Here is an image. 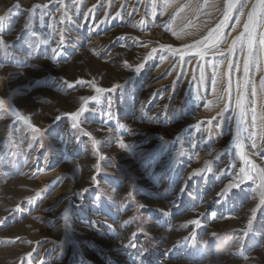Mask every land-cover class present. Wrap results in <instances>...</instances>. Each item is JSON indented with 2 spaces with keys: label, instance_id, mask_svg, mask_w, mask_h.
Returning <instances> with one entry per match:
<instances>
[{
  "label": "rangeland",
  "instance_id": "rangeland-1",
  "mask_svg": "<svg viewBox=\"0 0 264 264\" xmlns=\"http://www.w3.org/2000/svg\"><path fill=\"white\" fill-rule=\"evenodd\" d=\"M156 5L153 15L152 0H79L78 7L76 0H0V15L7 16L0 34L9 45L7 56L0 53V97L41 130L33 132L0 109V264H264L259 179L217 196L245 167L232 145L234 102L218 116L228 99L221 96L225 81L218 76L215 93L206 81L200 99L191 100L186 93L195 94L192 75L199 78L197 62L204 61L195 49L182 62L159 47L181 48L206 36L223 18L217 11L221 0ZM63 12L72 20L62 21ZM245 20H229L221 51L243 31ZM61 35L64 43L58 45ZM53 49L57 62L50 59ZM139 63L145 67L137 74ZM205 74L211 76L210 66ZM239 74L232 72L233 89ZM62 78L95 79L105 89L118 85L80 118L100 142L103 160L88 137L80 134L75 142L78 134L68 119H56L75 110L81 95L93 94L90 87L67 89ZM166 78L168 83L150 87ZM121 137L125 148L117 147ZM243 144L248 167L264 169L259 134L255 148L247 139ZM206 162L212 171L199 172ZM254 208L252 232L241 246ZM193 219L200 225H190ZM138 229L143 231L133 237ZM197 230L193 240L184 239Z\"/></svg>",
  "mask_w": 264,
  "mask_h": 264
},
{
  "label": "snow or ice",
  "instance_id": "snow-or-ice-1",
  "mask_svg": "<svg viewBox=\"0 0 264 264\" xmlns=\"http://www.w3.org/2000/svg\"><path fill=\"white\" fill-rule=\"evenodd\" d=\"M58 2L63 3V0H58ZM76 5L78 7L79 0H76ZM207 5L208 0H205V6ZM156 6V0H152L153 15H155ZM15 7L19 8V5L17 4ZM40 7L42 6L35 5L34 9ZM245 9H247L246 12ZM181 10L182 8L178 11ZM91 11L92 10L90 9L89 13L87 14H90ZM197 11H199V7L197 8ZM217 11H222L223 18L220 19L215 28L209 30L206 36L199 40H195L191 44H185L181 48H173L171 45L166 44H161L159 47L160 49L168 51L172 56H179L180 61L182 62H187L185 57L191 59L193 53H191L190 50L195 49L194 55L204 61L202 66L199 61L197 62L199 78H197L195 73L192 75V81H195L197 87L195 94L191 92L186 93V95H188L191 100L196 101L200 99V88L205 87L206 81H211L213 93L217 91L216 85L218 76L220 79L225 81V87L221 92V96L226 95L228 99L223 104V107H221L218 116H223V113L232 107V102H234L235 134L232 137V145L235 147L240 159L244 161L245 167L240 169V175L237 182L227 185L224 189L217 193V196L219 197L227 195L229 190L239 187L244 180L255 181L256 179H259L260 184L258 190H260L261 202L264 203V169L257 170L254 164L251 168H249L248 165L251 164V161H248L246 158V153L242 152L244 140L247 139L251 141L253 148L256 147L257 134H259L260 140L264 141V30H262L264 29V0H221V5L217 7ZM10 12L11 10H9V13ZM234 13H238L239 15H234ZM145 15H147V11L145 12ZM245 16L246 20L243 25V31H241L232 39L227 49L221 51L220 49L222 46V40L226 39V37L222 35V31L226 27H229V20L236 19L239 22V20ZM6 18V15H0V21H4ZM65 19L71 21L72 17L69 16L67 12H63L62 21ZM27 27L28 25L25 24V28ZM49 28H52L53 32L56 31L52 25H49ZM62 31L63 30H61V32ZM173 34L179 36V33L173 32ZM33 35L35 36L36 33L33 32ZM47 42L48 41H44V43ZM63 43L64 36L61 35L58 45ZM8 46L9 45L3 39L2 34H0V53H3L5 56H7ZM156 51L157 49L153 48L145 55L143 60L147 61ZM58 55L59 54L57 53L56 49H53V55L50 57V59L54 62H57ZM208 56H211L212 59H205ZM225 60H227V71H225L223 68ZM124 66L127 68H132V65H130L127 61H124ZM209 66L212 68V74L210 77L206 76L205 74L206 69ZM0 67H3L2 63H0ZM144 67V63L137 64L134 68L135 73H140ZM233 71L240 73L236 78L234 89L231 79ZM255 73H260L258 80L255 77ZM180 74L182 73H178V75ZM62 82L67 89H73L77 87H90L92 89L93 94L81 95L79 97V105L75 108V110L65 112L63 115L58 114L56 119H68L70 122L69 127L78 134V136L73 138L75 142L79 143L80 134L88 137L91 140L92 150L97 153L99 160H103V154L99 153L98 146L100 142L96 140L92 133L87 132L82 128V122L80 118L88 110L92 102L98 101L103 93L111 92L113 89L117 88L118 85L114 84L111 88L105 89L100 87L95 79L84 80L81 78H77L73 81H68L67 79L62 78ZM219 98L220 97H217V99ZM165 107L167 108L169 106ZM0 109H6L7 111L11 112L12 115L30 127L33 132L41 131L39 128L32 125L29 118L23 115L19 109L9 105L3 97H0ZM141 111H143V107L141 108ZM107 115L110 117L111 113L109 112ZM120 127L124 128L125 126L121 125ZM109 131H111V129H109ZM116 143L117 147H127L122 137L117 139ZM99 160L94 166L96 172L100 171ZM208 163L209 162H206V169H200L198 171L203 172L206 170L207 172H211V167H207ZM189 179H191V177ZM91 181L92 183H96L97 175H92ZM185 188L186 186L182 187V191ZM86 190L87 189L84 188L82 189V192ZM126 197L128 199H134L131 191L126 192ZM20 210L21 206L18 205L15 211ZM252 213L253 215L248 218L246 228L243 230L244 234L240 236L241 246L245 244L246 237H248L252 232L256 213L255 208L252 209ZM2 222L3 221H0V223ZM126 223L128 222L126 221ZM189 224L199 226L200 221L198 219H193L189 221ZM142 231L143 229H138L137 232L132 233V236L136 237ZM197 234L198 230L190 233L189 236L185 237L184 239L186 241H191L197 236ZM213 236H215V234H213ZM132 246L135 245L133 244ZM204 246L205 250H207L208 242H204ZM28 255L30 258L31 254ZM245 259H247V257H245Z\"/></svg>",
  "mask_w": 264,
  "mask_h": 264
},
{
  "label": "bare ground",
  "instance_id": "bare-ground-1",
  "mask_svg": "<svg viewBox=\"0 0 264 264\" xmlns=\"http://www.w3.org/2000/svg\"><path fill=\"white\" fill-rule=\"evenodd\" d=\"M168 63H166V65H164L163 67H161L159 70H157L154 75H160L162 74V72L165 70V68L167 67ZM169 78L163 79V80H159L156 81L155 83H153L152 85H150V87H155V86H162L165 84V82L169 81ZM168 83V82H167Z\"/></svg>",
  "mask_w": 264,
  "mask_h": 264
},
{
  "label": "flooded vegetation",
  "instance_id": "flooded-vegetation-1",
  "mask_svg": "<svg viewBox=\"0 0 264 264\" xmlns=\"http://www.w3.org/2000/svg\"><path fill=\"white\" fill-rule=\"evenodd\" d=\"M164 71H165V70H164ZM164 71H163V72H164ZM163 72H162V73H163Z\"/></svg>",
  "mask_w": 264,
  "mask_h": 264
}]
</instances>
